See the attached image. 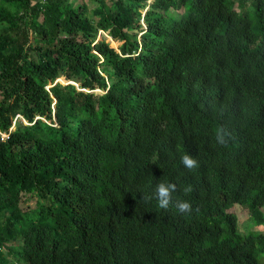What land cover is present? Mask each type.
I'll return each mask as SVG.
<instances>
[{
	"label": "trees",
	"instance_id": "trees-1",
	"mask_svg": "<svg viewBox=\"0 0 264 264\" xmlns=\"http://www.w3.org/2000/svg\"><path fill=\"white\" fill-rule=\"evenodd\" d=\"M93 1L0 0V264H264V0Z\"/></svg>",
	"mask_w": 264,
	"mask_h": 264
},
{
	"label": "clouds",
	"instance_id": "clouds-1",
	"mask_svg": "<svg viewBox=\"0 0 264 264\" xmlns=\"http://www.w3.org/2000/svg\"><path fill=\"white\" fill-rule=\"evenodd\" d=\"M231 138V132L224 126H220L215 130V144L227 147ZM180 161L182 166L190 172L199 166L198 160L192 154H183L180 157ZM178 190L188 194L192 191V187L189 185L183 187L182 189H178V186L175 182L157 183L153 190V195L157 200L158 208L167 210L169 206L173 204V193L177 192ZM148 199H151V197H148ZM175 207L180 213H191L193 211V206L188 200H175Z\"/></svg>",
	"mask_w": 264,
	"mask_h": 264
},
{
	"label": "rangeland",
	"instance_id": "rangeland-1",
	"mask_svg": "<svg viewBox=\"0 0 264 264\" xmlns=\"http://www.w3.org/2000/svg\"><path fill=\"white\" fill-rule=\"evenodd\" d=\"M78 2H80V0H77ZM86 2H88L89 6L92 8V10L97 6V3L94 2L93 0H86ZM102 34H104L102 32ZM112 38L108 37V40H111ZM112 46L114 47H118V43L115 41H111ZM64 79V80H63ZM61 83L63 84H67L69 81L66 80L65 77L59 78L58 79ZM78 86V85H77ZM98 93H102L101 91ZM33 206L35 203L32 202L31 200L27 203V205ZM233 210L236 211V214L238 215L239 218V228L240 231L243 234L246 233H250L254 230L257 231H264V224H259L258 226L254 223V220L251 218V213L247 210L246 207L241 206L240 204H236L233 208ZM264 211V209H263ZM261 258L264 257V254L260 255Z\"/></svg>",
	"mask_w": 264,
	"mask_h": 264
},
{
	"label": "water",
	"instance_id": "water-1",
	"mask_svg": "<svg viewBox=\"0 0 264 264\" xmlns=\"http://www.w3.org/2000/svg\"><path fill=\"white\" fill-rule=\"evenodd\" d=\"M68 83H70V82H68ZM74 83V82H73Z\"/></svg>",
	"mask_w": 264,
	"mask_h": 264
}]
</instances>
